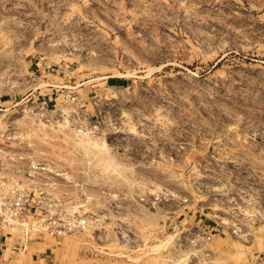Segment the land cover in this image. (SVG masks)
I'll return each mask as SVG.
<instances>
[{
	"label": "rangeland",
	"instance_id": "1",
	"mask_svg": "<svg viewBox=\"0 0 264 264\" xmlns=\"http://www.w3.org/2000/svg\"><path fill=\"white\" fill-rule=\"evenodd\" d=\"M30 91L48 121L13 107ZM0 99L14 100L0 131L20 129L14 147L69 171L51 195L88 219L31 252L54 243L56 264L264 254V0H0Z\"/></svg>",
	"mask_w": 264,
	"mask_h": 264
},
{
	"label": "built area",
	"instance_id": "2",
	"mask_svg": "<svg viewBox=\"0 0 264 264\" xmlns=\"http://www.w3.org/2000/svg\"><path fill=\"white\" fill-rule=\"evenodd\" d=\"M70 98L74 101L78 97ZM13 107L30 119L43 122L50 119L53 111L45 99L29 95ZM80 111L78 107L74 112L79 114ZM97 116L87 114L84 117L91 129L98 128L97 121L93 120ZM0 141V248L24 255L43 235L61 239L84 231L88 226L87 217L76 205L51 195V188L60 180H71V173L55 161L28 157L21 149L25 137L20 129L7 125L0 131ZM214 235L208 231L203 238L211 241ZM246 264H264V254L250 258Z\"/></svg>",
	"mask_w": 264,
	"mask_h": 264
},
{
	"label": "crops",
	"instance_id": "3",
	"mask_svg": "<svg viewBox=\"0 0 264 264\" xmlns=\"http://www.w3.org/2000/svg\"><path fill=\"white\" fill-rule=\"evenodd\" d=\"M129 80L125 77H113L108 76L107 83L110 87H126L129 85ZM29 97H31V91L29 92ZM14 100H1L0 105H5L12 103ZM214 230V228L212 229ZM211 230V231H212ZM45 237V236H44ZM45 239V238H44ZM58 241V240H57ZM59 242V241H58ZM38 244H45V240L36 241ZM53 244L46 246H38V248L31 252V249L28 253L24 255H15L10 253L8 250H3L0 248V264L4 261H12L14 264H56V255ZM35 243H32V247ZM233 263V262H231Z\"/></svg>",
	"mask_w": 264,
	"mask_h": 264
}]
</instances>
